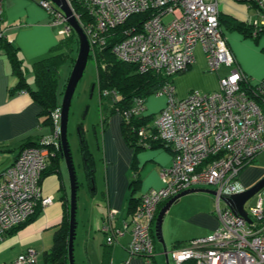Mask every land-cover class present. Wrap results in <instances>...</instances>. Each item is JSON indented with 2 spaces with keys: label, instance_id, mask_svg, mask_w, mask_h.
<instances>
[{
  "label": "built area",
  "instance_id": "2783aa9c",
  "mask_svg": "<svg viewBox=\"0 0 264 264\" xmlns=\"http://www.w3.org/2000/svg\"><path fill=\"white\" fill-rule=\"evenodd\" d=\"M68 1L88 37L91 52L107 45L111 29L135 14H145L123 29V38L114 43L112 52L140 73L155 71L169 79L154 92L167 97L164 108L134 131L138 144L146 148L154 144L170 148L172 165L161 169L163 186L142 196L137 213L123 221V228L113 227L116 210L110 211L102 226L108 244L129 229L130 253L150 258L155 253L153 224L159 207L184 190L210 186L216 190L218 225L212 233L174 247L169 252L174 264H264V197L258 192L254 204H245L252 222L221 205L224 196L244 190L238 184L242 169L264 151V78L253 84L237 63L219 20V1L83 0L89 15L84 22ZM256 1L264 9V1ZM39 4L50 14L52 24L64 25L60 30L63 36L73 31L54 2L40 0ZM168 15L171 19L166 21ZM252 24L264 25L263 12ZM199 45L210 71L218 72L225 65L229 73L220 78L219 89L196 91L180 99L171 79L195 63ZM104 94L118 97L114 90ZM146 108V98L136 96L129 108L118 113L127 121L132 116L140 119L148 116ZM51 120V135L38 145L24 147L0 175V241L9 230L31 218L38 207L44 209L54 202L52 195L43 193L42 175L50 157L60 149L61 106L52 111ZM37 256L36 249L29 248L13 264H34Z\"/></svg>",
  "mask_w": 264,
  "mask_h": 264
},
{
  "label": "crops",
  "instance_id": "0c3cea01",
  "mask_svg": "<svg viewBox=\"0 0 264 264\" xmlns=\"http://www.w3.org/2000/svg\"><path fill=\"white\" fill-rule=\"evenodd\" d=\"M39 1L1 0L2 19L0 27L6 39L17 48L26 80L34 90L37 89L34 64L58 53L67 52L66 48H59L63 36L60 33V25L52 24L50 14L40 6ZM218 1L222 16V28L237 63L251 78V82L256 84L264 78V33L255 40L246 36L238 28L231 27L228 29V25L240 23L250 26L252 21L259 16V11L245 1ZM195 54L196 61L185 71L186 73L183 72L184 75L178 77V75L183 74L180 73L172 78L177 97L185 94L184 85L186 81L184 80L191 81V88L215 91L219 89L220 78L229 73L227 67L222 71L218 70V72L210 71L205 51L201 45L196 48ZM18 81L11 62L2 47V41H0V175L15 161L23 144L30 141L39 142L42 138L49 136L45 126L50 127V131L52 128L51 125L43 123V118L39 116L42 108L33 100L30 93L15 89ZM177 86L181 90L180 93L179 89L177 93ZM163 97L165 99L160 105L147 106V115H157L164 108L167 97ZM59 105H61L60 102ZM104 118L101 126L103 146V163H101L103 165L100 166V169L95 162L94 155L90 152L91 157L94 158L93 182L96 184L92 190L91 215L86 217L90 221L86 246L88 264H121L124 262L126 264H167V260L169 264H174L169 252L177 244H185L195 238L200 234L199 232L204 235L212 233L218 225L217 215L214 214L213 209L197 205L181 220L180 226L176 227L174 233L169 232L167 234L166 225L172 219L171 212L176 208L177 203L183 200L181 198L172 205L164 217L162 229L165 243L155 240V243L156 241L160 243L161 248L158 249L155 244V254L150 258L142 255L134 256L130 253L129 246L132 234L129 229L117 236L113 244H108V234L102 230V226L110 211L116 210L112 220L113 227L123 228V221L130 220L135 216L129 212L130 199L132 197L140 199L151 189H159L163 186L160 172L162 168L172 165L173 151L162 145L136 150L126 142L122 130V116L111 114L109 107ZM61 161L62 158L59 161L58 172L46 175L42 181V190L45 195L54 197L57 192H61L60 202H57L54 197L53 204L43 209L44 215L38 219L40 214L36 218L38 221L35 220L38 228L55 226L54 236L63 220L64 203L68 205V210L70 208L66 191L65 168ZM258 171L263 173L262 169H258ZM136 172L139 183L133 186L131 183ZM255 172L253 175L243 177L242 182L247 188L256 183L264 174L260 173L261 176L256 178L254 177ZM165 203L159 207L158 213ZM23 229L1 240L0 249L15 242ZM53 242L49 249L43 251V256L45 252L51 250ZM29 248L36 249L32 246ZM36 251L39 256L38 249ZM166 252L168 253L167 258ZM38 256L34 264L38 262Z\"/></svg>",
  "mask_w": 264,
  "mask_h": 264
},
{
  "label": "trees",
  "instance_id": "16d2710c",
  "mask_svg": "<svg viewBox=\"0 0 264 264\" xmlns=\"http://www.w3.org/2000/svg\"><path fill=\"white\" fill-rule=\"evenodd\" d=\"M249 2L251 5L256 7L258 11L263 12L264 9H261L258 2L256 0H239ZM72 6L77 14L80 15L81 20L84 22L88 19V11L87 6L83 0H71ZM145 16L142 13H138L133 15L125 24L120 25L114 29H111L106 35V43L107 45L104 48L97 47L92 50L90 53L89 59L93 58L97 62V79L94 85L99 87V92L101 98L103 96L107 97L109 95H105V90H114L117 92L118 97L115 99L114 96L110 95L111 104H110V113L115 114L119 111L123 112L127 108H129L132 100L136 96L145 97L146 100L149 96L154 95V92L160 88L164 84V82L169 79L160 74L159 72L149 71L146 73H140L136 70V66L132 64H128L115 56L112 52V47L117 40L123 38V29L137 21L140 20V17ZM2 19V15L0 16V22ZM219 20L222 26V16L219 14ZM228 29L231 27L238 28L240 31L244 32L246 36L252 37L257 40L259 36L264 33V25L259 27L251 24L250 26H245L242 24H232L228 25ZM223 29V28H222ZM2 30V29H1ZM224 32V30H223ZM225 33V32H224ZM0 41H2V47L5 51V54L8 56L14 74L18 77V84L16 85L17 91H27L32 96L33 100L37 102L42 110L39 114L41 118H43L44 124L51 125V113L52 111L59 106L58 101V84H59V68L66 61V59L71 56L74 47L73 45L77 44L79 51V42L78 37L74 30L69 35H64L61 38V42L59 48L63 47L67 49V52H61L56 55H53L49 58H46L40 62L34 64V75L35 82L37 85V89H32L26 80L24 75V71L22 69V62L18 54V50L13 46L11 42L6 39V36L1 35ZM75 60L73 59L74 65ZM172 80V79H171ZM156 115H148L145 117H141L137 119L132 116L127 121L124 117H122V130L126 142L134 147L136 150H140L146 148L137 142V134L134 131V127L146 124L149 120L153 119ZM105 119V118H104ZM79 134L81 138V152L84 155L86 160L85 169L88 181L93 182L94 180V162L91 157V153L89 151L87 141L84 136V131L82 127H79ZM39 142H27L23 144L20 148V151L26 146H35L38 145ZM162 144H154L152 146H161ZM164 146V145H162ZM55 149L54 147H51ZM61 158V150L57 149L54 156L50 157L47 168L44 170L42 175V181L44 177L48 174L58 172L59 161ZM255 158L251 163L246 165L243 169L245 170L249 165L253 163ZM139 183V178L137 172L134 175L132 180V185L135 186ZM64 199V198H62ZM141 203V198L130 199V208L129 212L134 215L137 213L139 206ZM65 213L63 216V220L59 228L57 229L53 246L50 251L45 252L43 256V264H69V251H68V241H69V230H70V214L68 210V205L64 203ZM43 208L40 206L37 208L35 214L29 218L27 221L22 223L19 226L14 227L9 230L4 239L15 234L17 231L23 229L30 223L34 222L36 218L42 213ZM1 242V241H0ZM183 244V243H182ZM181 244H177L175 247L180 246Z\"/></svg>",
  "mask_w": 264,
  "mask_h": 264
},
{
  "label": "rangeland",
  "instance_id": "374dc122",
  "mask_svg": "<svg viewBox=\"0 0 264 264\" xmlns=\"http://www.w3.org/2000/svg\"><path fill=\"white\" fill-rule=\"evenodd\" d=\"M39 1V0H35ZM171 16L168 15L165 17L166 21H169ZM64 26V25H63ZM63 26H60L62 29ZM74 50L66 61L59 68V102L62 104L63 96L67 81L70 77L72 68H73V59L76 60L78 52L77 44L73 45ZM75 63V62H74ZM226 66L222 65L220 70L225 69ZM186 73V72H185ZM183 74L178 75V77L183 76ZM97 79V62L93 58H90L85 69L84 75L82 79L79 81L76 91L74 93L72 99V105L69 114V122H68V140L70 143V148L74 160V164L76 166L77 178L80 183V187L78 190L77 197V228H76V238L74 241V258L75 264H88V257L86 254V246H87V234L90 231V221L87 220L86 217L91 215V205H92V190L95 187V182L88 181L85 164L86 160L84 158L83 153L81 152V138L79 134V127L81 126L84 131V136L86 141L88 142V148L90 152L95 157V162L97 163L99 169L103 164L102 156V123L104 116H106L107 111L111 104L110 96H103L101 98L99 87L94 85ZM184 96H179L180 99L187 98L191 93L196 91H203V89L199 88H191V81L184 80ZM94 85V87H93ZM178 87V86H177ZM177 88V93H178ZM179 89V93H180ZM165 99L163 96L159 95H151L146 100V106H158ZM121 116L119 113H115ZM45 127L49 135H51L52 128L50 131V127L46 125ZM105 127V125H104ZM100 145V148H99ZM94 161V158H92ZM102 162V163H101ZM61 164H63L65 168V181H66V191L68 194V199L70 203L71 199V176L67 166V163L64 159H62ZM258 169H262L264 173V151L259 153L253 163L249 165L243 172L241 173V177L239 179L238 184L241 188H247L244 182H242L243 177L250 176L254 174V177L258 178L261 176L260 173L262 171H258ZM262 173V174H263ZM264 175V174H263ZM263 175L260 177L262 178ZM259 178V179H260ZM210 188V186H207ZM212 188V187H211ZM213 189V188H212ZM60 191L57 192L54 197L57 202L59 201ZM261 195L264 197V187L260 190ZM258 195L253 196L247 202V206L250 204H254L258 200ZM182 201L177 203L176 208L171 212L172 219L168 221L166 225V233H174L176 231V227H179L181 224V220L191 212L193 207L197 205L204 206L210 209H213L214 214H216V195L209 194L206 192H197L187 194L182 197ZM221 205L223 207L228 206L226 202L222 199ZM190 210V211H189ZM44 215V212L41 213L38 219H40ZM38 219L36 221H38ZM36 221L33 222L31 227H26L19 233L18 239L16 238L15 242L12 244H7L6 246L0 249V264H13L15 259L25 250L27 251L29 247H35L39 251L38 262L36 264L43 263V251L45 249H49L53 242V236L56 227H45L38 228ZM85 225L87 226L85 228ZM155 223L153 224V228ZM198 236H204L201 232H199ZM157 248L160 249V243L156 241L155 243ZM170 245L172 243L170 242ZM156 251V248H155ZM155 254V253H154ZM153 254V255H154ZM173 263V261H172Z\"/></svg>",
  "mask_w": 264,
  "mask_h": 264
},
{
  "label": "water",
  "instance_id": "95a60500",
  "mask_svg": "<svg viewBox=\"0 0 264 264\" xmlns=\"http://www.w3.org/2000/svg\"><path fill=\"white\" fill-rule=\"evenodd\" d=\"M56 4V6L64 13L67 18L68 23L76 33L79 42V52L75 63L73 65L70 77L67 81L63 101L61 104L62 107V121L60 128V150H61V158L64 159L67 163L70 176H71V199H70V230H69V241H68V255H69V264H75L74 258V241L76 238V228H77V197L78 190L80 187V183L77 178L76 166L74 164L70 143L68 140V122H69V114L72 105V99L76 88L78 86L79 81L82 79L85 69L87 67L89 56L91 53V47L84 29L80 25L77 17L75 16L73 9L68 0H51ZM94 87V85H93ZM264 187V176L260 178L256 183L252 186L244 189L243 191L235 194H231L229 196H224L223 200L226 204L238 212L242 217H244L248 222H252V218L245 209L246 202L251 199L255 194L260 192V190ZM197 192H206L209 194L216 195V190L210 188H190L182 191L176 196L169 199L160 209L157 217L154 228V235L156 240L165 243L163 237V221L167 212L170 210L173 204H176L183 196L191 193ZM168 253L166 252V258ZM167 264L168 260H167Z\"/></svg>",
  "mask_w": 264,
  "mask_h": 264
},
{
  "label": "clouds",
  "instance_id": "9594fccd",
  "mask_svg": "<svg viewBox=\"0 0 264 264\" xmlns=\"http://www.w3.org/2000/svg\"><path fill=\"white\" fill-rule=\"evenodd\" d=\"M59 106H61V105H59Z\"/></svg>",
  "mask_w": 264,
  "mask_h": 264
},
{
  "label": "bare ground",
  "instance_id": "6f19581e",
  "mask_svg": "<svg viewBox=\"0 0 264 264\" xmlns=\"http://www.w3.org/2000/svg\"><path fill=\"white\" fill-rule=\"evenodd\" d=\"M220 14V13H219Z\"/></svg>",
  "mask_w": 264,
  "mask_h": 264
}]
</instances>
